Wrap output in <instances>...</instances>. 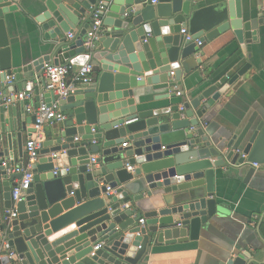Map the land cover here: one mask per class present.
Wrapping results in <instances>:
<instances>
[{
  "label": "water",
  "instance_id": "95a60500",
  "mask_svg": "<svg viewBox=\"0 0 264 264\" xmlns=\"http://www.w3.org/2000/svg\"><path fill=\"white\" fill-rule=\"evenodd\" d=\"M261 2L0 0V264H142L153 246L197 241L210 219L230 214L214 198L215 169L234 168L248 183L258 174L252 165H264V128L229 160L207 134L212 116L206 114L219 110L249 66L223 87L187 96L182 110H140L133 97L146 84L168 83L172 71L180 80L183 62L229 32L245 51L264 23L255 17ZM100 6L102 33L95 49L85 52L83 40ZM19 12L35 17L50 48L28 64L12 59L8 27ZM67 63H90L94 82L59 102L65 119L44 130L30 189L15 206L14 181L23 175L8 171L16 168V150L19 160L24 157L26 108L23 102L5 103L14 92L8 78L23 90L46 64ZM56 101L53 92L45 94L47 106ZM162 136L170 139L166 146ZM125 138L127 148L121 147ZM93 154L99 155L98 169L92 167ZM187 191L194 192L192 198L180 202L177 194ZM256 231L264 244V217ZM263 263L241 253L227 264Z\"/></svg>",
  "mask_w": 264,
  "mask_h": 264
},
{
  "label": "crops",
  "instance_id": "0c3cea01",
  "mask_svg": "<svg viewBox=\"0 0 264 264\" xmlns=\"http://www.w3.org/2000/svg\"><path fill=\"white\" fill-rule=\"evenodd\" d=\"M261 4L262 12L256 11L255 17L264 20V3ZM8 30L15 64L16 59L28 64L49 53L48 42L44 40L40 25L31 13H17ZM253 34V40L246 45L245 51L232 32L207 42L196 55L183 62L184 70L180 80L170 76L168 83L146 84L138 89L133 97L135 106L138 105L140 110H161L176 105L182 108L187 96L194 98L213 85L223 87L248 65L243 77L230 87L219 102V110L213 108L206 114L212 116V122L206 126L207 134L215 138L216 144L225 154H230L229 160L233 159L238 151L245 149L259 126L264 128V23ZM11 87L14 92L8 94V97L22 91L20 82L14 81ZM176 88L183 93L182 97L177 96ZM39 89V94L34 89L31 101L23 102L26 108L23 114L26 127L23 134L24 157L19 160L15 151L16 167L27 162V142L36 137L34 116L27 112V107L32 105L36 108L45 104L47 92L42 86ZM173 94L176 95L173 97ZM45 131L39 134V140H44ZM78 138L81 141V136ZM124 141L121 147L126 143L130 145L128 138ZM169 142L167 136H162L163 146ZM228 146H231L230 150ZM91 158L98 159L99 155L93 154ZM92 167L99 168L98 164ZM215 172L214 198L230 214H218L210 219L197 241L153 246L142 264H227L241 253L264 262V244L256 231L264 217V170L253 176L248 183L234 168L215 169ZM204 189L198 190L203 197L206 195ZM191 193L194 194L193 191L178 193L177 197L180 202L188 201L192 198Z\"/></svg>",
  "mask_w": 264,
  "mask_h": 264
},
{
  "label": "built area",
  "instance_id": "2783aa9c",
  "mask_svg": "<svg viewBox=\"0 0 264 264\" xmlns=\"http://www.w3.org/2000/svg\"><path fill=\"white\" fill-rule=\"evenodd\" d=\"M103 10L104 7L100 6L98 9H96L92 16L90 27L87 30L83 40L85 52H92L101 36L103 25L101 14ZM181 34L185 35L186 40H192L191 36L188 35L187 30H183ZM68 39H73V35H68ZM195 43L197 46H201L202 44L199 40H196ZM170 76L175 77V73L172 72ZM93 82V66L90 63H87L84 66H76L71 63H67L65 65L46 64L42 74L40 76L36 75L34 79L27 82L22 91L17 93V95H13L12 97L7 96L4 98L6 104H11L17 101H31L34 94V89L37 86H43L46 92H53L57 98V101L51 106L41 104L36 108L32 105L27 107V112L34 116V132L36 137L27 142V162L23 165H20L19 167H16L15 169L8 171L9 176L13 174L23 175L22 179L17 182L16 187L12 190V198L15 206L24 200L34 178L32 165L39 159L40 151L42 149V141L38 139L39 134L44 132L46 128H50L56 123L63 122L65 119L59 102L75 95L79 89L89 86ZM13 83L14 78L9 77L7 84L12 85ZM176 90L178 89L176 88ZM176 94L178 97H182L183 95V93L179 90L176 92ZM135 122H137V120L126 122V125H131ZM75 140L79 141L80 138L77 137ZM93 144H96V141H93ZM122 147L127 148L128 144L126 143ZM242 157L245 156L242 154ZM92 163H96V158H92ZM252 166L257 172L264 170V165L253 164ZM12 217H17L15 211L12 212ZM140 224L143 225L144 221L141 220ZM101 247L102 245H99L95 247L94 250L98 251Z\"/></svg>",
  "mask_w": 264,
  "mask_h": 264
}]
</instances>
